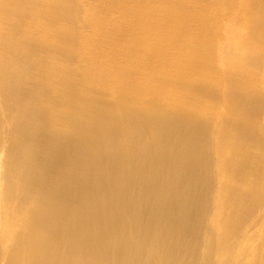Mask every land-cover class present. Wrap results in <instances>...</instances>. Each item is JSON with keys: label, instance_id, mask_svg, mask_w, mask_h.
<instances>
[{"label": "bare ground", "instance_id": "6f19581e", "mask_svg": "<svg viewBox=\"0 0 264 264\" xmlns=\"http://www.w3.org/2000/svg\"><path fill=\"white\" fill-rule=\"evenodd\" d=\"M0 264H264V0H0Z\"/></svg>", "mask_w": 264, "mask_h": 264}]
</instances>
